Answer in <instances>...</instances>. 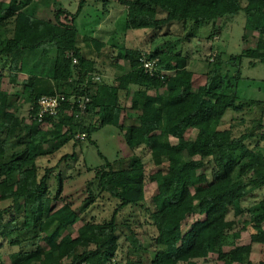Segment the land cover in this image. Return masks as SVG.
Masks as SVG:
<instances>
[{"label":"trees","instance_id":"1","mask_svg":"<svg viewBox=\"0 0 264 264\" xmlns=\"http://www.w3.org/2000/svg\"><path fill=\"white\" fill-rule=\"evenodd\" d=\"M34 1L0 0V239L15 247L10 264H196L210 254L219 264H264L250 258L254 244L264 245L262 114H234L221 127L227 110L241 113L247 102L238 103L242 59L264 61V0H104L105 11L111 1L125 7L126 29H150L153 41L166 34L156 33L163 26L187 29L240 11L256 33L253 47L225 59L216 50L201 70L188 67L182 51L125 50L111 80L93 79L102 70L77 44L75 15L58 8L40 18L29 12ZM111 33L93 38L97 51ZM141 54L159 58L163 77L144 71ZM56 94L57 112L39 116L38 98ZM107 126L126 152L70 175L57 171L59 164L42 167L70 142L94 143L93 133ZM145 154L157 167L147 177ZM147 179L156 187L151 207ZM110 205L98 219L96 209ZM246 231L250 242L238 243Z\"/></svg>","mask_w":264,"mask_h":264},{"label":"rangeland","instance_id":"2","mask_svg":"<svg viewBox=\"0 0 264 264\" xmlns=\"http://www.w3.org/2000/svg\"><path fill=\"white\" fill-rule=\"evenodd\" d=\"M80 4L81 0H35L29 7V12L40 18L48 19L52 18L54 10L62 8L75 15L74 24L77 29V44L83 54L97 60L98 67L102 70V73H99L98 76L106 80H110L109 77L111 76L114 77L116 68L113 67V61L120 58L125 50L136 53H143L155 48L174 52L182 51L181 58L186 60L188 67L193 70H201L205 58L213 52L220 50L223 54L222 58L225 59L229 54H238L242 49L254 46L256 33L249 28H245V15L242 11L234 16L204 22L198 26L189 25L187 29H182L177 23L163 26L156 33L163 32V34H166L159 36L153 41L151 38L154 32L150 29L125 28L126 9L116 2L111 1L107 6L109 8L108 11L104 10V0H85L82 6L79 7ZM61 18L64 21L66 20L65 15ZM219 27L221 30H219ZM110 31L112 32L110 40H107L101 52L97 51L92 43L93 38L106 39ZM184 32L189 33L190 36L184 38ZM244 35H246L245 39ZM240 74L242 78L238 83V103L247 102L244 103L241 113H233L231 110H227L221 127H227L230 117L234 114L237 116L242 115L246 119L259 117L262 114L264 127V61L257 59L252 61L249 58H243L240 64ZM19 77H23V75H19ZM162 91L163 89H159L150 93H161ZM252 100L258 102L254 103ZM19 101L22 103L21 114L27 115L29 104L24 101L23 97ZM195 131L189 130L186 134L187 137L193 138ZM92 139L95 141L94 143L82 139L76 147L72 145V142L66 144L54 154L44 157L40 161L42 167L59 164L57 171H61L62 175H70L71 173H77L79 170L84 172V163L92 166L100 165L104 163L106 158L112 159L119 149L126 152L124 143L120 141L111 126L98 129L93 133ZM73 151L77 154L75 160H68L69 163L60 160L62 155ZM145 161L147 177L157 167L148 161L147 154H145ZM85 177L89 178L88 175ZM55 181V175L51 176L50 183L55 185ZM77 185L81 186L80 183ZM145 191L146 202L151 207V197L156 191L155 183L147 179ZM258 194H264V189ZM0 206H2L1 202ZM111 207L112 205L108 208H101V210L97 208L95 212L98 214L97 218L108 217ZM195 216H190L184 221L183 232L189 229V225ZM78 225H80V222L76 224V226ZM250 231L243 232L237 242L240 244L249 243ZM122 239L121 237L120 240L122 241ZM143 242L146 245L150 243L146 235L143 236ZM126 243L128 242L122 241L123 248H125ZM14 249L15 247L9 246L5 240L0 239V257L3 260V264H10L9 253ZM117 257L122 259L124 256L118 254ZM147 257L152 258L153 253H148ZM250 258L256 263L263 262L264 245L254 244ZM219 263L221 262L217 261L216 254H210L207 260H198L196 264Z\"/></svg>","mask_w":264,"mask_h":264},{"label":"built area","instance_id":"3","mask_svg":"<svg viewBox=\"0 0 264 264\" xmlns=\"http://www.w3.org/2000/svg\"><path fill=\"white\" fill-rule=\"evenodd\" d=\"M215 53L210 54V59L214 57ZM73 61L75 62L76 59L74 58ZM139 61L141 63L142 68L144 69L145 72L149 74H158L161 77H163L164 73H166L165 70H161L158 67V62L159 58L158 57H152V58H147L146 56L142 55L139 57ZM93 79L98 80L99 76L94 75ZM62 96L59 94L56 95H43L38 98L37 104H38V114L41 116L42 114H50L53 115L57 112V108L59 106V100ZM89 101L88 97L83 98L80 103L79 107L83 110L86 107V103ZM0 264H3V260L0 257Z\"/></svg>","mask_w":264,"mask_h":264},{"label":"crops","instance_id":"4","mask_svg":"<svg viewBox=\"0 0 264 264\" xmlns=\"http://www.w3.org/2000/svg\"><path fill=\"white\" fill-rule=\"evenodd\" d=\"M110 40V39H109ZM103 49V48H102ZM101 52V51H100ZM124 69L126 70V71H128L129 70V65L128 64H126L125 65V67H124ZM110 78V80L113 78L112 76L111 77H109ZM153 93H155V92H153Z\"/></svg>","mask_w":264,"mask_h":264}]
</instances>
